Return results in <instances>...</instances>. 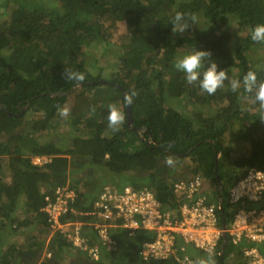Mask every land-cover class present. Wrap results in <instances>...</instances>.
I'll list each match as a JSON object with an SVG mask.
<instances>
[{
  "label": "trees",
  "instance_id": "1",
  "mask_svg": "<svg viewBox=\"0 0 264 264\" xmlns=\"http://www.w3.org/2000/svg\"><path fill=\"white\" fill-rule=\"evenodd\" d=\"M177 12L196 17L184 32L172 31ZM119 23L125 33L116 36ZM257 24H264V0H0V264H39L44 251L52 254L49 261L73 257L70 264H179L175 256L147 259L143 244L154 235L142 230L135 236L111 231V251L97 239L101 258L95 263L87 255L82 260L60 230L49 243L39 240L38 231H53L47 197L54 200L59 188L76 194L59 216L61 225H103L111 221L97 215L95 202L107 190L148 188L163 212L178 215L185 197L177 183L201 177L200 192L210 182L219 206L220 180L229 226L230 190L250 170L264 172V122L254 93L243 86L234 93L225 81L209 95L198 82L188 84L175 61L196 48L211 52L205 69L214 61L230 79L242 81L249 70L264 79V42L250 38ZM64 68L84 73L82 87L63 79ZM118 86L137 93L130 104L137 130L127 126ZM110 103L125 117L118 131L108 127ZM58 106L70 114L61 117ZM242 145L248 150L230 157ZM168 156L176 161L172 167ZM183 171L192 176L181 177ZM105 176L106 183L112 177L110 185L97 187ZM246 207L264 209V196ZM218 216L222 223L219 209ZM80 233L95 241L97 231L85 226ZM226 241L223 255L225 242L211 255L215 264H245L247 244ZM258 249L264 255V245ZM188 250L195 262L209 256Z\"/></svg>",
  "mask_w": 264,
  "mask_h": 264
},
{
  "label": "built area",
  "instance_id": "2",
  "mask_svg": "<svg viewBox=\"0 0 264 264\" xmlns=\"http://www.w3.org/2000/svg\"><path fill=\"white\" fill-rule=\"evenodd\" d=\"M43 162L45 161L40 158L34 160L36 164ZM202 184L203 179L196 176L175 185V190L185 197L180 213L175 217L163 212L160 202L148 191L138 192L126 188L122 192L110 193L107 190L95 203L97 215L111 221L110 224L103 225L96 223L99 239L110 249V228L121 225L129 230L130 236H135L140 230L146 231L154 235L153 240L143 244L142 254L147 259L165 260L175 256L179 264H195L189 255V246L207 255H214L224 242V236H229L235 246L242 242L247 244L243 248L245 264H264V256L258 249L259 244H264V209L246 207L262 200L264 172L250 170L230 190L228 202L236 209V213L230 226L226 228L220 223L218 206L208 194L200 192ZM55 196L54 200L47 197L50 202L46 210L52 218V228L61 230L76 247L97 260L101 249L90 245L89 239L81 235L82 225H76L66 232L65 227L59 223V216L67 212L69 200L74 199L75 195L70 190L59 188Z\"/></svg>",
  "mask_w": 264,
  "mask_h": 264
},
{
  "label": "clouds",
  "instance_id": "3",
  "mask_svg": "<svg viewBox=\"0 0 264 264\" xmlns=\"http://www.w3.org/2000/svg\"><path fill=\"white\" fill-rule=\"evenodd\" d=\"M195 19H196V17L194 14L188 15V14H185L182 12H177L171 20L172 31L184 32V31L188 30L190 27L189 20L195 21ZM250 38L254 42H264V24H257L253 29H251ZM210 57H211L210 51L197 50L196 48H194L192 51L182 55L179 59H177L175 61V67L178 71H181L182 73H184V78L188 84L195 85L198 82L200 89L209 95H214L218 89L224 88L225 81H228L230 90L234 93L238 92L240 90L241 86H243V88L246 92L254 93L253 104L258 105V107H257V115L259 117L258 119L260 121L264 122V79H258L256 72L251 71V70H249L243 76L242 81L238 80V79H230L226 70H219L218 71V66L214 61L211 62L210 66H208L205 69L204 63L206 60H209ZM202 67L204 68V70L201 72ZM62 76H63L64 80L74 81L77 84H80L85 80L84 73L79 72V71H72V70L67 69V68H64ZM136 95H137V93L134 90L131 91L130 93H125V96H124L125 103L130 105L132 103L133 97ZM107 107H108V117H107L108 127L110 129H112L113 131H118L119 126L123 123V121L125 119L124 114L120 111V109L115 104L110 103ZM57 111L61 117H67L70 114V109L67 107L61 108L58 106ZM165 163L167 164V166L172 167L175 165L176 161L174 160V158L172 156H168L166 158ZM126 188H131L134 191H138V192L148 191V192L153 193L155 195V193L148 188H143L140 190L135 189L131 186L126 187ZM65 189H67V188H65ZM107 189H110V188H107ZM67 190H70V189H67ZM70 191L73 192V194L76 196V194L73 190H70ZM208 196H210V194H208ZM155 197H156V195H155ZM210 198L213 201V198L212 197H210ZM228 204H229V202H228ZM219 205H220V201H219ZM229 206L231 207V205H229ZM218 209L220 210V206H218ZM232 209L234 210V215H235L236 209H234V208H232ZM232 221H233V219L231 220V222ZM221 224L223 226V220H222ZM76 225H82V227L88 226V227H93L94 229H96L95 228L96 223H93V222H86V223L75 222V223L63 224V226L66 229L65 230L66 232H68L72 227H74ZM229 226L226 224V227H229ZM117 229H121V230H124L125 232H129L128 229L123 228L121 225H119L117 227L110 228L108 231V236L112 240V244H114L115 240H113V237L110 234H111V231L117 230ZM52 230H53L52 231L53 233H55L56 231H59V230H56L53 228H52ZM85 231H87V230H85ZM63 234L65 235V233H63ZM226 238H227V236H226ZM93 239H95V241H92L91 239H89L90 240L89 244L98 246L95 243L97 239L100 240L98 237V234H96V236L93 237ZM49 241H48V243H49ZM223 241L225 242V245H226L227 241H225L224 239H223ZM259 245H264V244H259ZM103 246L106 247L105 250H107V251L114 250V248H115L112 245H111L110 249L106 245H103ZM74 247L77 248L78 251L82 250L81 248L76 247L75 245H74ZM82 251L94 262L98 261L101 258V253H100V257L96 260V259L91 258L86 251H84V250H82ZM48 256L52 257V254H48ZM195 264H215V261L212 258L211 254H209V256L207 258L197 259Z\"/></svg>",
  "mask_w": 264,
  "mask_h": 264
},
{
  "label": "rangeland",
  "instance_id": "4",
  "mask_svg": "<svg viewBox=\"0 0 264 264\" xmlns=\"http://www.w3.org/2000/svg\"><path fill=\"white\" fill-rule=\"evenodd\" d=\"M37 1V0H36ZM53 0H46V2L47 3H51ZM3 3V6L5 7V2H2ZM125 33V24L123 23H119V24H117V29H116V31H115V34H116V36H120V35H122V34H124ZM257 55H262V53H259V54H257ZM113 59V58H112ZM110 61H112V60H110ZM104 64H105V62H104ZM107 78V77H106ZM105 78V79H106ZM246 150H248V148H247V146H239V147H233L232 149H231V152L230 153H232V156H230V157H232L233 159L235 158V157H239V156H241L242 155V153L244 152V151H246ZM229 153V154H230ZM218 159H220L221 158V154H219L218 156ZM37 159L38 158H34V160L35 161H37ZM41 160L43 159V158H40ZM43 160H45V159H43ZM185 174H187V173H185V171H183V172H179V175L182 177H184V175ZM192 175L190 174V176L187 174V177L189 178V177H191ZM107 177L105 176V178L104 179H102V182L104 183V185H102L101 183H99L98 185H97V187H101V186H103L102 188H105L106 186H108V185H110V181H111V179H112V177L109 179V181H108V183H106V181H107V179H106ZM180 178V177H179ZM88 180L89 179H85L84 181H82V182H80L79 183V188L80 189H82L84 186H85V183H87L88 182ZM205 181V180H204ZM205 186H207V188H209L207 191H206V193L207 194H210V197H212L213 198V195H212V190H213V185L210 183V182H208V181H206V184H205ZM108 188H110V187H108ZM171 214H172V216L173 217H175V216H177V212H171ZM37 232V231H36ZM53 232H50V234L49 235H47V234H45L44 232H39L38 231V235H39V240H41V241H45L46 243H48V241L50 240V238H52V236H53ZM16 241H18L19 243H21L22 241H23V237L22 238H20V237H18V238H16ZM77 253L79 254V256L81 257V259L82 260H85L86 258V254L82 251V250H79V251H77ZM118 255H120V254H118ZM51 258L52 257H49L48 256V254H46L45 253V251H44V253H43V256L41 257V259H40V261H39V264H70V262H71V260H72V258L73 257H68V258H66V259H62V260H59V258H57V261L56 262H54V261H49V260H51ZM95 263V262H94ZM106 264H110V261H108Z\"/></svg>",
  "mask_w": 264,
  "mask_h": 264
},
{
  "label": "water",
  "instance_id": "5",
  "mask_svg": "<svg viewBox=\"0 0 264 264\" xmlns=\"http://www.w3.org/2000/svg\"><path fill=\"white\" fill-rule=\"evenodd\" d=\"M78 87H82V84L78 85ZM118 88L124 93V96H125V93H127V92L120 86H118ZM126 106H127V113H128L127 114V126L131 127L133 130H137V128L134 127L131 107L129 104H126ZM147 143L150 144V140H148ZM217 159H218V157H217ZM218 186H219V193H220V196H219L220 205L219 206H220V211H221L222 218H223V227L226 228V220H225V216H224V198L222 196V184H221L220 180H218ZM224 240L225 241L227 240L226 236H224ZM225 247H226V245L222 246L221 255H223V253L225 251Z\"/></svg>",
  "mask_w": 264,
  "mask_h": 264
}]
</instances>
